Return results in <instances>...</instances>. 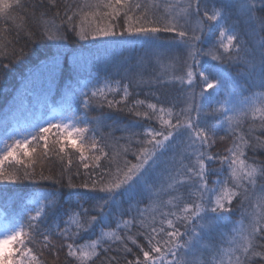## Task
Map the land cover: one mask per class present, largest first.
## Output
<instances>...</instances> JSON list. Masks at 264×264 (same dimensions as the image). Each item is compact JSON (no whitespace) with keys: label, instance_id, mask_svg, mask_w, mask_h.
I'll list each match as a JSON object with an SVG mask.
<instances>
[{"label":"snow or ice","instance_id":"snow-or-ice-1","mask_svg":"<svg viewBox=\"0 0 264 264\" xmlns=\"http://www.w3.org/2000/svg\"><path fill=\"white\" fill-rule=\"evenodd\" d=\"M232 6L210 10L206 0H179L165 4L161 12L160 5L140 0H36L33 5L0 0V21L11 22L12 30L27 42L47 41L55 49L38 65V80L47 82L38 110L25 108L23 97L17 101V124L24 120L28 126L8 133L0 153V182L40 185L31 206L23 207L19 222L0 240V246L17 244V255L4 256L3 264H43L44 250L57 248L66 250L69 264H118L116 256L107 255L114 249L132 255L125 264H264V160L249 157V152H264V40L258 49L250 47L235 29L227 27L224 9ZM29 7L30 16L17 15ZM238 7L264 36V15H258L264 12V0H240ZM213 30L215 42L204 47ZM162 33H174L179 40L165 45ZM7 34L0 27V60L5 61L0 63V74H6L13 62L24 60V49L18 52ZM70 34L82 41L119 44L142 39L150 50L169 54L182 46L185 55L175 57L178 71L169 79L140 75L113 85L106 78L100 86L98 79L77 75L63 84L57 97L55 82ZM205 58L220 66L203 65ZM71 59L78 73L81 55L72 53ZM241 63L261 89L258 105L230 103L236 97L229 91L230 77L223 66ZM170 81L182 86L184 106L179 112L172 110L175 102L165 107L160 97L156 103L138 98L137 89ZM104 108L128 112L143 121L155 119L160 127L137 121L120 129L124 135L118 138L112 133L105 136L100 128L116 125L106 124L110 117ZM94 110H101V115L91 117ZM248 120L252 123L246 130ZM3 127L7 133V122ZM226 136L232 146L226 154L215 153L216 139ZM48 160L60 161L59 177L45 174L43 162ZM81 169L87 180L77 185L73 177L81 176ZM65 174L67 187L91 194L88 207L79 202L64 207L62 194L54 186L64 184ZM221 174L223 179L212 185L210 177ZM145 202L148 208L142 209ZM237 205L242 219L239 227L232 228L227 247L202 244V233L218 232L228 225ZM114 206L119 211L114 212ZM113 226L115 231H105ZM201 248L209 249L210 260L196 255Z\"/></svg>","mask_w":264,"mask_h":264},{"label":"trees","instance_id":"trees-1","mask_svg":"<svg viewBox=\"0 0 264 264\" xmlns=\"http://www.w3.org/2000/svg\"><path fill=\"white\" fill-rule=\"evenodd\" d=\"M28 5H33L36 0H24ZM64 0H61L63 3ZM68 2L74 3L77 0H68ZM141 3L151 6L153 3L160 5V11H163L165 4H175L179 0H140ZM208 8L220 9L224 5H233L232 7L225 8V15L227 19V27L229 29H235L237 34L243 41H246L250 47H256L258 49L259 44L264 40V36L261 35L258 26L251 23L242 10L238 7L240 0H206ZM63 9H61V12ZM32 8H25L23 11L17 13L21 17L30 16ZM258 15H264V12L258 13ZM31 21L29 24L31 25ZM0 27L8 30L6 35L7 40H11L17 51L24 49V60L20 63L13 62V66L10 67L6 74H0V153L4 150V140L7 139L8 133H11L18 128L27 127L28 123L24 120H20L17 124V117L19 115V106L17 101L20 98H25V108L29 111L38 110L39 99L42 93L47 89V82L44 80H38L40 72L38 65L44 60L45 56L54 52L55 49L49 46L47 41H40L36 43L27 42L26 37L17 35L11 28V22L5 23L0 21ZM161 42L167 45L170 41L179 40L174 33H162ZM216 40V33L213 30L212 33L207 34V39L204 42V47L209 46ZM67 56L64 60L62 71L57 75L55 88L56 96L58 97L59 91L63 84L69 79H74L77 75L81 79L85 77H92L99 80V85L103 86L105 79L107 78L109 83L114 85L116 80H121L122 83H127L126 77L137 78L142 75L145 79L149 77H156L163 75L165 79H169L171 74L178 71L179 62L175 57L185 55L182 46L176 47L173 54H169L165 50H150V45L145 43L142 39L133 44H119V43H106L103 40L100 41H82L78 36L71 35L67 41ZM72 53H78L81 55L80 63L81 67L79 72L73 68V61L71 59ZM5 61L0 60V63ZM201 63L208 67L220 66L219 62L212 61L208 58L201 61ZM176 64L177 67L173 68ZM230 77L229 91L235 93V101H244L241 107L258 105L260 103L259 93L261 89L254 86V82L247 76V67L244 64H225L223 66ZM185 84L183 88H187ZM139 92V99H146L147 102L156 103V97H160L161 101H164L165 107H170V102H175L176 107L173 112H179L180 108L184 105L182 103L184 93L182 86L178 81H170L165 86H153L151 89L144 87L137 89ZM197 93L199 88L196 89ZM56 98V97H54ZM83 109H81V112ZM103 113L110 119L106 120V124L111 126L115 123L116 127H101L99 132H103L105 136L112 133L117 138L124 135L120 130L127 127L129 124L139 121L140 124H150L154 128H159L160 124L157 120L143 121L141 118L135 117L128 112H119L115 109L104 108ZM65 115L78 119L76 113H66ZM101 115V110H94L91 112V117H97ZM258 115V114H257ZM90 117V118H91ZM7 122L8 132L4 131L3 124ZM219 123V121H216ZM252 123L251 120L245 122V129ZM258 124L259 121L257 120ZM139 131V127L136 128ZM99 132L97 138L99 139ZM259 135V131L256 133ZM54 135L53 133L49 134ZM220 135H225L221 132ZM10 142V141H9ZM123 143V142H122ZM232 146L231 140L226 136L225 139H216V143L213 146V151L219 154H226L228 148ZM249 157H254L257 161L264 160V152L257 151L255 153L249 152ZM135 162L134 158L129 156ZM105 161L101 160L103 165ZM7 167V162H6ZM39 170V165L36 166ZM45 174H52L59 177L61 174V164L59 160H48L43 162ZM219 167V164H217ZM226 167V166H225ZM67 172V170H65ZM96 176L93 174V179ZM218 179H223V174L213 175L210 177L212 185ZM67 174H65V182L63 185L57 184L54 187L58 192L62 194L64 207L67 208L69 204H76L79 202L85 207L89 206L88 196L91 195L86 189L83 188H69L66 184ZM83 180H87V176L84 175V170L81 169V176H74L73 182L79 185ZM40 185L31 183L29 181H23L16 184L0 182V232H8L10 228L19 222L20 213L24 206L30 205V200L34 192L39 189ZM78 193V194H77ZM169 197H166V199ZM119 202V201H118ZM94 203V202H93ZM123 207H127V202H123ZM142 209L148 208V203H142L140 205ZM247 207V205L245 206ZM255 207V204H253ZM167 210V209H165ZM113 211H119L115 206ZM231 221L228 225L223 227L218 232H212L211 234L202 233V244H210L211 247L226 248L229 236L232 234L233 227H239V222L242 219V210L237 205L234 207L233 212L229 214ZM123 219H128L127 216ZM51 223V221H49ZM55 226V225H53ZM115 231L113 226L111 229H105V231ZM199 231V229H197ZM96 234H99L97 228ZM88 234H85L87 237ZM143 242V241H142ZM17 247L16 241H12L10 245L0 253V264H3L4 256H16L15 251ZM209 249L201 248L196 255L204 260H210L211 256L208 255ZM134 252H138L134 248ZM109 257L116 256L118 264H125L126 259H132L131 254H125L115 249L107 254ZM71 258L66 256V250L57 249H45L43 252V264H69Z\"/></svg>","mask_w":264,"mask_h":264},{"label":"rangeland","instance_id":"rangeland-1","mask_svg":"<svg viewBox=\"0 0 264 264\" xmlns=\"http://www.w3.org/2000/svg\"><path fill=\"white\" fill-rule=\"evenodd\" d=\"M6 234H8V232H4V231L0 232V240H3L6 236ZM10 243H6V244H3L2 246H0V253L3 252L4 250H6V248L10 245Z\"/></svg>","mask_w":264,"mask_h":264}]
</instances>
